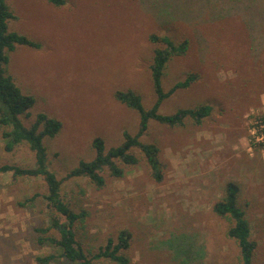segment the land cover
I'll list each match as a JSON object with an SVG mask.
<instances>
[{
	"label": "rangeland",
	"instance_id": "374dc122",
	"mask_svg": "<svg viewBox=\"0 0 264 264\" xmlns=\"http://www.w3.org/2000/svg\"><path fill=\"white\" fill-rule=\"evenodd\" d=\"M17 19L9 30L39 43L16 45L7 51L5 72L35 97L21 115L29 126L42 112L61 123L43 138L48 169L62 180L61 194L75 212L76 238L88 254L122 229L132 233L122 251L128 264H241L235 240L227 236L233 222L212 210L224 194V184L240 187L238 203L250 222L258 246L255 264H264V153L249 151L245 114L264 111V0H7ZM185 43L165 65L162 88L168 90L189 74L197 79L176 90L159 108L172 114L179 108L209 104L211 114L201 125L183 126L150 120L142 142L160 149L163 179L156 182L138 148L136 165L116 163L115 177L105 167V183L97 187L87 177L65 178L81 160L94 158L92 140L101 137L105 149L120 145L123 132L136 134L140 115L117 101V90H133L145 109L156 100L150 65L155 48L150 34ZM262 95V96H261ZM263 97V102H255ZM0 128V165L33 167L35 156L26 143L4 148ZM41 176L0 173V264H41L36 257L59 248L38 243L41 236L59 238L50 226L61 222L42 197ZM38 194L32 202L20 205ZM48 264H72L65 258ZM93 264H116L107 258Z\"/></svg>",
	"mask_w": 264,
	"mask_h": 264
},
{
	"label": "trees",
	"instance_id": "16d2710c",
	"mask_svg": "<svg viewBox=\"0 0 264 264\" xmlns=\"http://www.w3.org/2000/svg\"><path fill=\"white\" fill-rule=\"evenodd\" d=\"M57 6L63 5L64 0H47ZM17 19L7 4V0H0V128L1 136L4 140V148L11 151L21 143H26L35 156L33 167H21L14 164L0 165V173L12 172L13 178L18 176H41L47 185V192L42 197L46 200L48 207L61 216L65 222H61L56 217L51 218L50 226L37 229L40 233H46L51 228L59 232V238L52 236H41L38 243L48 244L59 248V251L51 252L47 255L36 257L37 262L48 264L57 262L59 258H65L72 264H93V260L107 258L116 264H128L129 259L122 251L130 247L132 233L128 229H122L115 241L108 238L106 244L101 246L96 253L88 254L76 238L74 225L76 221L82 220L85 212H75L64 200L61 194L62 180L57 178L55 173L48 169L46 148L43 138L53 137L61 129L62 123L45 113H38L34 121L29 125L21 119V115L29 116L28 110L35 103V97L24 93L13 81L10 75L5 72L4 65L8 61L7 51L14 50L16 45H27L39 48V43L29 39L25 35L9 30L8 21ZM149 41L152 44H163L164 48H155L153 61L150 65L152 86L156 94V100L150 109H145L140 97L131 89L117 90L114 97L117 101L138 111L140 115L139 128L136 134L123 132V142L120 145L105 149L104 140L95 137L92 140V147L95 156L89 161L81 160L75 168L69 171L65 178L87 177L97 187H102L105 183L101 172L105 167L109 173L115 177H122L124 170L116 163L119 160L127 165H136L139 158L131 150L138 148L145 157L151 176L156 182L163 179V164L159 159L160 149L153 143H146L140 137L146 132L150 120L166 124L168 126H183L186 119H190L194 124L201 125L203 119L211 114L212 106L209 104L197 107L179 108L172 114H162L159 108L168 97L180 88H188L196 79V75L189 74L184 80L176 82L168 90L162 88V76L167 61L172 54L182 53L185 50V43L176 44L172 39L150 34ZM240 187L234 181H227L224 184L223 197L215 202L212 210L215 214L225 217L233 222L227 230V236L236 241L239 248L241 264H255V253L257 242L251 238L250 222L245 216V211L238 203ZM38 194L26 198L20 205L24 206L32 202Z\"/></svg>",
	"mask_w": 264,
	"mask_h": 264
},
{
	"label": "built area",
	"instance_id": "2783aa9c",
	"mask_svg": "<svg viewBox=\"0 0 264 264\" xmlns=\"http://www.w3.org/2000/svg\"><path fill=\"white\" fill-rule=\"evenodd\" d=\"M246 134L244 139L249 151L264 153V111H250L245 114Z\"/></svg>",
	"mask_w": 264,
	"mask_h": 264
},
{
	"label": "crops",
	"instance_id": "0c3cea01",
	"mask_svg": "<svg viewBox=\"0 0 264 264\" xmlns=\"http://www.w3.org/2000/svg\"><path fill=\"white\" fill-rule=\"evenodd\" d=\"M262 95H264V93H262ZM262 95H261V96H262ZM258 101H260V103L263 102V97H260V100H259V98H257V100H256L255 102H252V103H250V104H254V103L258 102ZM244 136H245V135H244Z\"/></svg>",
	"mask_w": 264,
	"mask_h": 264
}]
</instances>
